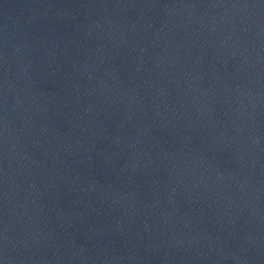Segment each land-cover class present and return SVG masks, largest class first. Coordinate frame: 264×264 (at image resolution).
<instances>
[{
  "label": "water",
  "instance_id": "95a60500",
  "mask_svg": "<svg viewBox=\"0 0 264 264\" xmlns=\"http://www.w3.org/2000/svg\"><path fill=\"white\" fill-rule=\"evenodd\" d=\"M2 264H264V0H0Z\"/></svg>",
  "mask_w": 264,
  "mask_h": 264
},
{
  "label": "snow or ice",
  "instance_id": "6c2138e0",
  "mask_svg": "<svg viewBox=\"0 0 264 264\" xmlns=\"http://www.w3.org/2000/svg\"><path fill=\"white\" fill-rule=\"evenodd\" d=\"M0 264H2V262H0Z\"/></svg>",
  "mask_w": 264,
  "mask_h": 264
}]
</instances>
